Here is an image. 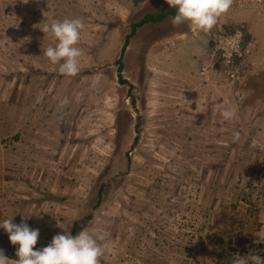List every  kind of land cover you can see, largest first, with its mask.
I'll use <instances>...</instances> for the list:
<instances>
[{"label":"rangeland","instance_id":"rangeland-1","mask_svg":"<svg viewBox=\"0 0 264 264\" xmlns=\"http://www.w3.org/2000/svg\"><path fill=\"white\" fill-rule=\"evenodd\" d=\"M175 14L166 0H0V219L26 217L35 248L59 222L111 245L101 264L264 256V0H232L207 32ZM66 18L85 23L75 76L44 55L42 29ZM236 30L228 60L216 49ZM183 64L199 76L190 103ZM207 66L221 76L210 103ZM17 247L0 228L9 264Z\"/></svg>","mask_w":264,"mask_h":264},{"label":"clouds","instance_id":"clouds-1","mask_svg":"<svg viewBox=\"0 0 264 264\" xmlns=\"http://www.w3.org/2000/svg\"><path fill=\"white\" fill-rule=\"evenodd\" d=\"M166 3L170 8L176 9V14L171 18L173 25L188 22L207 32L228 12L232 0H166ZM84 28L85 23L81 18H66L53 20L42 29L54 42L46 48L44 55L52 64L58 65L61 74L75 76L80 72L83 53L77 44ZM222 116L225 120H233L236 113L226 108L222 110ZM240 136L241 133L235 131L233 142L239 141ZM13 217L0 219V228L8 234L11 244L18 246L14 264H101V259L113 251L111 245L100 242L91 230L82 229L72 235L69 226L59 222L58 226L64 229L63 233L54 235L47 246L35 248L40 235L39 229L31 228L26 217L19 224L13 222ZM255 236V244L264 243V234ZM10 261L0 249V264H9ZM233 264H264V256L256 253L238 255Z\"/></svg>","mask_w":264,"mask_h":264},{"label":"crops","instance_id":"crops-1","mask_svg":"<svg viewBox=\"0 0 264 264\" xmlns=\"http://www.w3.org/2000/svg\"><path fill=\"white\" fill-rule=\"evenodd\" d=\"M181 52H183L184 55H187V56L190 55V52H187V51H181ZM259 58H261V57H259ZM255 62H256V60H255ZM260 64H261V62H260ZM263 64H264V62H262V65ZM263 69H264V67H263ZM214 71H215V73L218 74L217 71H220V69H218V68L214 69V66H211V69H209V66H207V69H206L207 82H206V85H205V96H206L207 102H209V103L213 102V100H214L213 99V89L214 88L215 89L218 88V87H215L214 82H213L214 75H215ZM223 71H225V69H223ZM223 71H222V74H223V77L225 78L226 76L224 75ZM219 77L221 79L220 75H219ZM180 78H184L185 80L184 81L182 79L180 80V89H182L183 92L180 91L179 98L180 99L184 98V102L185 103H188V102L190 103L193 100L201 99L200 96H199V92H200L199 89H197L196 93L191 94V92L188 89V85H186L187 83L192 85L195 82H198V80H199V76H197L195 74V71H194V69H193L191 64H183V67L180 70ZM226 80H228V79L226 78ZM221 82L223 83V81H221ZM210 85H211V87H210ZM226 86L227 85H225L224 87H226ZM184 87H186L187 90ZM224 87H222V91L225 92L226 89L224 90ZM184 90H185V92H184ZM190 105H192V103ZM181 112L185 113V112H188V111H185L184 108H181Z\"/></svg>","mask_w":264,"mask_h":264},{"label":"built area","instance_id":"built-area-1","mask_svg":"<svg viewBox=\"0 0 264 264\" xmlns=\"http://www.w3.org/2000/svg\"><path fill=\"white\" fill-rule=\"evenodd\" d=\"M233 35L234 36L227 38L225 40V42L222 45L223 48L216 49V50H220L222 53V56L228 60L231 59V56H233L234 53H238V54L240 53L238 50V47L240 46L242 33L240 31L236 30ZM229 46L232 48H227ZM230 62L231 61H229V63ZM229 65L232 68V63H230Z\"/></svg>","mask_w":264,"mask_h":264},{"label":"trees","instance_id":"trees-1","mask_svg":"<svg viewBox=\"0 0 264 264\" xmlns=\"http://www.w3.org/2000/svg\"><path fill=\"white\" fill-rule=\"evenodd\" d=\"M160 15H158V17H159ZM243 35H244V38H245V35H246V32H245V29H243ZM119 63L121 64V62L119 61ZM224 68H226L225 66H224ZM226 70V69H225Z\"/></svg>","mask_w":264,"mask_h":264}]
</instances>
